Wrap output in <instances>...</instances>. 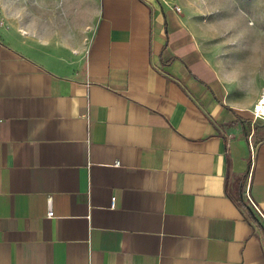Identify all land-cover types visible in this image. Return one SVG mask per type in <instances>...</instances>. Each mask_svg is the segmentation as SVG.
I'll return each mask as SVG.
<instances>
[{"label": "crops", "instance_id": "obj_1", "mask_svg": "<svg viewBox=\"0 0 264 264\" xmlns=\"http://www.w3.org/2000/svg\"><path fill=\"white\" fill-rule=\"evenodd\" d=\"M182 9L0 0V264H264V57Z\"/></svg>", "mask_w": 264, "mask_h": 264}, {"label": "rangeland", "instance_id": "obj_2", "mask_svg": "<svg viewBox=\"0 0 264 264\" xmlns=\"http://www.w3.org/2000/svg\"><path fill=\"white\" fill-rule=\"evenodd\" d=\"M194 21L200 42L209 41L218 54H259L264 57V0H174ZM182 9V11H183ZM264 58L244 71L248 93L260 95L264 89ZM257 89V90H256ZM257 92V93H256Z\"/></svg>", "mask_w": 264, "mask_h": 264}, {"label": "built area", "instance_id": "obj_3", "mask_svg": "<svg viewBox=\"0 0 264 264\" xmlns=\"http://www.w3.org/2000/svg\"><path fill=\"white\" fill-rule=\"evenodd\" d=\"M174 9L176 10V11H180V8L178 7V6H174ZM261 98H264V89H263V92H262V94L260 95V98H259V100H258V102H257V104H260L261 102H262V99ZM257 104L255 105V107H254V118L256 119V118H262V117H264V116H262V115H259L258 114V110H257ZM247 199H248V201H249V203L251 204V206L260 214V216L262 217V219H263V221H264V216L261 214V212L258 210V208H257V206L254 204V202L250 199V197L248 196V194H247ZM47 216L48 217H52L53 216V212H52V210H51V208H50V202H49V208H48V211H47Z\"/></svg>", "mask_w": 264, "mask_h": 264}, {"label": "bare ground", "instance_id": "obj_4", "mask_svg": "<svg viewBox=\"0 0 264 264\" xmlns=\"http://www.w3.org/2000/svg\"><path fill=\"white\" fill-rule=\"evenodd\" d=\"M262 102L257 104L258 114L264 116V98H261Z\"/></svg>", "mask_w": 264, "mask_h": 264}]
</instances>
